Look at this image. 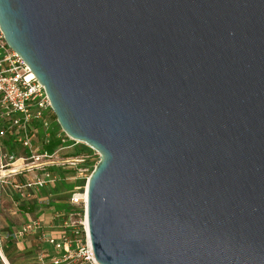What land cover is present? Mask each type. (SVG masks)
<instances>
[{
  "label": "water",
  "instance_id": "1",
  "mask_svg": "<svg viewBox=\"0 0 264 264\" xmlns=\"http://www.w3.org/2000/svg\"><path fill=\"white\" fill-rule=\"evenodd\" d=\"M0 31L98 154V264H264V0H0Z\"/></svg>",
  "mask_w": 264,
  "mask_h": 264
},
{
  "label": "built area",
  "instance_id": "2",
  "mask_svg": "<svg viewBox=\"0 0 264 264\" xmlns=\"http://www.w3.org/2000/svg\"><path fill=\"white\" fill-rule=\"evenodd\" d=\"M30 73L23 60L7 46L0 31V187L9 185L18 202L35 200L37 191L55 184L57 177L48 171L49 168L70 169L77 180L90 170L92 157H98L97 152L91 149L90 153L59 157L61 151L71 146L67 145L69 141L76 143L60 129L54 135L60 144L51 152L34 147L33 141L39 136L42 145L48 144L54 131L51 128L54 113L43 86ZM8 136L26 152L25 156H16L7 149L5 142ZM80 188L82 186H75L71 192L68 212H53L56 223L52 227L56 233H40V239L51 246L52 254L49 258L39 254L36 264H98L88 233L86 186L83 192L79 191ZM50 202L48 197L40 200L47 208ZM40 228L41 221L31 219L16 228L11 237L21 245L29 232Z\"/></svg>",
  "mask_w": 264,
  "mask_h": 264
},
{
  "label": "rangeland",
  "instance_id": "3",
  "mask_svg": "<svg viewBox=\"0 0 264 264\" xmlns=\"http://www.w3.org/2000/svg\"><path fill=\"white\" fill-rule=\"evenodd\" d=\"M52 124H51V128L52 130H54L55 127V116L53 118H51ZM61 131V129H60ZM77 144V143H74ZM73 144V145H74ZM80 144V143H78ZM33 145L34 147H36L37 149H41L42 147V143L40 141V139H36L33 141ZM68 148L64 149L63 151L60 152L59 157H67V155L71 152V149L73 147V145L71 143H67ZM85 146V145H84ZM16 149L13 150V153L16 156H25L26 152L20 147V145L17 147H15ZM98 162V157L94 156L92 157V164H93V168L96 165V163ZM91 170H88L84 175H82L79 180H83V186L82 188L79 189L80 192L84 191V188L86 186V179L90 176L91 174ZM72 179L68 180V183H75L77 180H75L74 175L73 177H70ZM14 191L13 189L8 185V186H3L0 187V229L2 231V238H9L12 235V232H14V230L16 228L21 227L23 224H25V220H26V214H24L21 209L20 206L18 205V203L16 204V201H14ZM47 193L44 190H40L39 192L37 191L35 193V198H44L46 197ZM67 198L66 195L63 196V200H65ZM32 201V200H30ZM35 203V202H34ZM37 204V203H36ZM40 205V204H39ZM30 208V213H28L29 215L32 216H36V217H41L43 220V225L44 228L46 229V227L48 225H55V221L51 219V215H53V210L52 209H48L46 206H44L43 204H41V206H34L33 205H28ZM68 212V211H67ZM52 222H54L52 224ZM33 239V245H32V249H34V253L35 255L32 256L31 260H37L36 257H38L39 254H44L45 257L49 258V255H51L52 253H48L50 252V248L45 247L43 245H39V241L38 243H36V238H32ZM41 244V243H40ZM38 253V254H37ZM37 254V256H36ZM25 260V259H24ZM23 262V260H22Z\"/></svg>",
  "mask_w": 264,
  "mask_h": 264
},
{
  "label": "trees",
  "instance_id": "4",
  "mask_svg": "<svg viewBox=\"0 0 264 264\" xmlns=\"http://www.w3.org/2000/svg\"><path fill=\"white\" fill-rule=\"evenodd\" d=\"M55 127L56 128L54 129L53 134L48 144L46 145L43 144L41 147V150L51 152L54 148L59 146L60 141L56 139V137L54 136L57 130L60 129L56 122H55ZM37 139H40V136ZM40 141L42 142V140ZM69 143L74 144V142L72 141H69ZM5 144H6L7 149L10 152H13V150L16 149L15 147L19 146V144L16 141H14L13 138H10V136L7 137ZM90 152L91 150L88 147L84 146L83 144L77 143L73 145L71 152L67 156H77L79 154L90 153ZM90 170L91 171L93 170L92 163H90ZM48 171L55 174L57 177V181L55 182V184H53L48 189L44 190L47 193L46 197L51 198V202L48 204V208L52 209L53 212H56V211L67 212L70 209L69 202H68L69 196L75 186H83V180H79V181L77 180L75 183H68V180L70 179V177H73L74 171L64 168V167H51L49 168ZM64 195L67 196L65 200H63ZM14 201L18 202V198L14 197ZM34 202L35 200L28 201V202L20 201L18 202V205L20 206V209L24 214H28L30 213V208L28 206L29 204L33 205L34 208L35 206H37V204Z\"/></svg>",
  "mask_w": 264,
  "mask_h": 264
},
{
  "label": "crops",
  "instance_id": "5",
  "mask_svg": "<svg viewBox=\"0 0 264 264\" xmlns=\"http://www.w3.org/2000/svg\"><path fill=\"white\" fill-rule=\"evenodd\" d=\"M40 200H42V198H40V197L37 198V200L35 199V203H37L38 206H41ZM26 217L27 218L25 220V223H26V221L31 220V219H39L41 221L40 230H38L36 232H29L25 236V239L23 240L21 245H17L11 236L9 238H5V239L1 238V240H0V249H1L0 250V254H1L0 264H4V263H7V264H36V260H31L32 256L35 255L34 249H32V245L34 244L32 238H34V237L36 238V240H35L36 243H38V241H39V245H43L45 247L50 248V252H48V253H52L51 246L40 239V233L50 231V233L55 234L56 231H55V229H53V227H52L53 225L50 224L45 229L44 225L42 223L43 220L41 217H36V216H32V215L28 216V214H26ZM51 219L53 220L52 215H51ZM53 223L54 222H52V224ZM37 254H36V256H37ZM36 259H37V257H36ZM22 260H23V262H22Z\"/></svg>",
  "mask_w": 264,
  "mask_h": 264
},
{
  "label": "bare ground",
  "instance_id": "6",
  "mask_svg": "<svg viewBox=\"0 0 264 264\" xmlns=\"http://www.w3.org/2000/svg\"><path fill=\"white\" fill-rule=\"evenodd\" d=\"M30 75L33 77V74L32 73H30ZM7 264V263H6Z\"/></svg>",
  "mask_w": 264,
  "mask_h": 264
}]
</instances>
